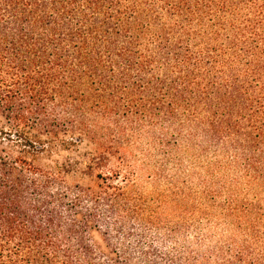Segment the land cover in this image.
I'll return each mask as SVG.
<instances>
[{
  "label": "trees",
  "instance_id": "1",
  "mask_svg": "<svg viewBox=\"0 0 264 264\" xmlns=\"http://www.w3.org/2000/svg\"><path fill=\"white\" fill-rule=\"evenodd\" d=\"M143 137L159 167L214 156L200 194L239 239L160 222L125 156ZM239 182L264 193V0H0V264H264Z\"/></svg>",
  "mask_w": 264,
  "mask_h": 264
},
{
  "label": "rangeland",
  "instance_id": "2",
  "mask_svg": "<svg viewBox=\"0 0 264 264\" xmlns=\"http://www.w3.org/2000/svg\"><path fill=\"white\" fill-rule=\"evenodd\" d=\"M148 143L149 141H147L146 137L140 140L136 139L132 146L126 150L125 156L135 170L138 191L156 208L157 217L160 219V222L169 225H182L185 222L192 221L197 224L200 221L199 224L204 229L202 230L204 231V235L212 237V239L220 241L239 239L242 233L238 231L233 220L229 217H224L219 211L220 207L207 209L204 198L200 194L204 190V185L209 186L211 173L205 167H207V161L214 159V156L210 155V153L199 155L196 150L187 147V149L176 156L178 167H174L172 164L165 167L160 165L161 170L159 164L155 162L157 156L154 157V150ZM93 149L94 147L90 145H81L76 153L72 154V158L78 163L79 167L76 172L67 177L69 184H77L84 187L92 185L87 177L84 178L82 175L85 172L83 161L87 159L86 154L90 153ZM217 160H220L222 163L226 161L222 156H218ZM96 173L97 171L94 172V174ZM215 176L222 181H230L238 179L240 173L230 170L224 171L223 176L220 174H216ZM168 181H172V184H169ZM216 181L219 180L212 179L211 184L214 185ZM234 189L235 194H231L232 196L230 197L233 199L240 197L242 199V194H245L247 201L252 202L259 199L261 201L260 205L264 209V193L262 191L256 193L250 188V191L247 192L248 189L242 182H239L238 186L234 187ZM180 190H182L181 193ZM171 191L177 193V198L173 197ZM186 191L190 194L192 193L190 198L184 195ZM212 191L217 192V189L213 187ZM226 196L221 193L217 197V202L222 204L223 201L228 199L229 195ZM154 202L158 205L161 203V205L156 206ZM194 210L196 211L194 212ZM205 217L209 218V220L206 221ZM251 220L252 218L246 219V222L243 224L245 228L249 223L248 221ZM261 230H264V224ZM194 232L193 229H190L189 237H192Z\"/></svg>",
  "mask_w": 264,
  "mask_h": 264
}]
</instances>
